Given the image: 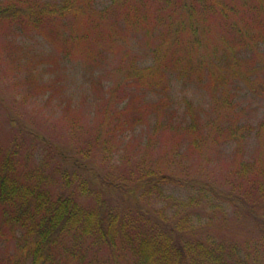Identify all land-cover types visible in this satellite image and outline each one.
Here are the masks:
<instances>
[{
  "label": "trees",
  "instance_id": "1",
  "mask_svg": "<svg viewBox=\"0 0 264 264\" xmlns=\"http://www.w3.org/2000/svg\"><path fill=\"white\" fill-rule=\"evenodd\" d=\"M156 11L152 17L147 0H114L101 10L86 0L60 5L0 0V25L34 29L62 48L95 52L91 34L97 41L109 40L110 47L124 27L148 29L155 18L162 39L152 62L142 65L126 54L120 65L126 81L142 89L168 88L171 73L198 81L205 67L211 78L223 74L207 52L211 40L233 38L244 50L264 43V0H165ZM62 24L71 27L67 36ZM228 60L236 69L238 57ZM122 87L113 86L109 100ZM218 105L230 108L227 99ZM106 106L107 114L110 103ZM154 106L165 116L153 124L147 150L156 145L155 133L177 131L198 151L203 169L213 162L215 148L234 142L235 159L227 173L172 171L169 166L181 161L168 153L162 161L146 155L126 172L104 171L97 161L113 163L116 156L100 134L94 148L78 151L40 138L45 172L35 167L30 148V155L15 159L14 148L5 152L0 143V239L16 243L4 264H264V159H245L248 129L235 122L224 127L223 112L207 125L191 101L182 120H175L165 98ZM133 108L132 100L118 113ZM169 187L188 196H171Z\"/></svg>",
  "mask_w": 264,
  "mask_h": 264
},
{
  "label": "rangeland",
  "instance_id": "2",
  "mask_svg": "<svg viewBox=\"0 0 264 264\" xmlns=\"http://www.w3.org/2000/svg\"><path fill=\"white\" fill-rule=\"evenodd\" d=\"M23 1L60 5L65 0ZM86 1L101 10L114 0ZM147 1L151 15L155 17L156 9H161L165 0H159V4L154 0L156 5L153 0ZM155 22V18L150 19L148 29L146 26L141 29L124 27L116 33L117 44L110 47L109 40L97 41L96 35L91 34L95 52H82L67 44L62 48L34 29L25 30L9 23L0 25V143L5 152L15 150V159H21L29 154L30 148L35 167L47 172V162L43 163L42 158L46 147L40 138L78 151L90 146L94 148L100 134L103 146L116 156L113 163L108 159L97 161L96 166L104 171L126 172L146 155L162 161L163 154L168 153L178 154L181 161L169 166L172 171L181 169L199 174L215 169L227 173L235 159L234 142L215 148L213 162L203 169L199 168L201 156L198 151L190 149L184 134L177 131L155 133L156 145L151 151L147 150L146 143L154 138L153 124L165 116L163 112L158 113L160 108L154 103L165 98L167 108L176 111L175 120L184 119L187 101L193 103L207 125L214 121L216 112L218 115L225 113L224 127L235 122L248 129V139L244 141L245 159H264V43H260L257 50H244L233 38L223 36L224 42L220 43L211 40L207 52L213 66L223 74L215 73L211 78L205 67L201 81L184 80L171 73L166 89L133 87L120 71L121 62L126 54L138 58L142 65L152 62L153 50L162 39V29ZM70 28L64 24L60 26L64 36L71 33ZM233 56L239 60L236 69L228 60ZM217 75L224 77L218 80ZM117 83L123 87L115 90L114 97L109 100L110 90ZM225 99L230 105L228 110L218 105ZM132 100V110L118 113ZM107 103L110 106L106 114ZM135 117L140 120L133 127L125 126L120 130L121 125ZM167 192L183 198L189 193L174 187H169ZM15 251V240L0 239V264Z\"/></svg>",
  "mask_w": 264,
  "mask_h": 264
}]
</instances>
